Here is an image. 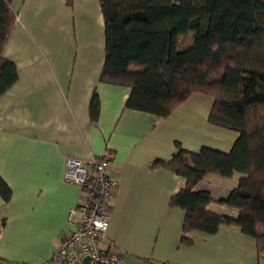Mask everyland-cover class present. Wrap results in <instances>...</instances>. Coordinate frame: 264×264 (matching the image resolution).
I'll list each match as a JSON object with an SVG mask.
<instances>
[{
	"label": "crops",
	"instance_id": "1",
	"mask_svg": "<svg viewBox=\"0 0 264 264\" xmlns=\"http://www.w3.org/2000/svg\"><path fill=\"white\" fill-rule=\"evenodd\" d=\"M10 7L16 18L3 56L17 78L0 94V174L12 189L10 200L0 196V264H39L52 254L73 227L68 212L81 198L80 187L63 180L66 157L107 153L117 186L102 244L122 264H264L255 239L233 226L193 230L191 243H181L185 213L169 199L183 179L151 166L170 159L177 142L190 151L231 148L237 132L208 120L213 98L193 92L164 117L125 107L130 86L100 79L105 32L98 0H10ZM94 92L96 122L89 115ZM237 177L208 173L196 188L224 197Z\"/></svg>",
	"mask_w": 264,
	"mask_h": 264
},
{
	"label": "trees",
	"instance_id": "2",
	"mask_svg": "<svg viewBox=\"0 0 264 264\" xmlns=\"http://www.w3.org/2000/svg\"><path fill=\"white\" fill-rule=\"evenodd\" d=\"M98 1L105 32L100 79L130 86L125 107L164 117L201 92L213 98L209 122L237 132L228 151H190L177 142L170 159L151 163L183 179L169 199L185 213L180 242L191 243L193 230L212 233L228 225L252 236L264 257V0ZM15 18L10 0H0V94L17 78L14 62L3 56ZM98 113L94 92L92 122ZM208 173H237V183L214 197L196 188ZM0 196H12L1 174ZM212 203L231 212L213 210ZM4 225L0 219V232Z\"/></svg>",
	"mask_w": 264,
	"mask_h": 264
},
{
	"label": "built area",
	"instance_id": "3",
	"mask_svg": "<svg viewBox=\"0 0 264 264\" xmlns=\"http://www.w3.org/2000/svg\"><path fill=\"white\" fill-rule=\"evenodd\" d=\"M109 165L107 155L66 157L63 180L78 185L81 198L68 212L73 227L61 234L56 249L39 264H122L120 254L102 244L110 219L109 199L117 186Z\"/></svg>",
	"mask_w": 264,
	"mask_h": 264
},
{
	"label": "rangeland",
	"instance_id": "4",
	"mask_svg": "<svg viewBox=\"0 0 264 264\" xmlns=\"http://www.w3.org/2000/svg\"><path fill=\"white\" fill-rule=\"evenodd\" d=\"M236 183H237V180L234 182V185L233 186H235L236 185ZM225 210L227 211V209L225 208ZM229 211H231V210H229Z\"/></svg>",
	"mask_w": 264,
	"mask_h": 264
}]
</instances>
